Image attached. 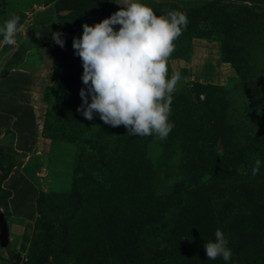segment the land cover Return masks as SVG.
Masks as SVG:
<instances>
[{
  "label": "rangeland",
  "instance_id": "1",
  "mask_svg": "<svg viewBox=\"0 0 264 264\" xmlns=\"http://www.w3.org/2000/svg\"><path fill=\"white\" fill-rule=\"evenodd\" d=\"M212 1L145 0L155 5L154 11L159 4L187 10ZM217 1L264 9V0ZM120 7L113 0H0V23L13 13L20 17L16 42L0 44V212L9 232L8 245L0 246V264H74L77 229L73 226L86 222L89 204L123 202L109 198L126 190L124 195L128 190L131 195L137 192L138 203L147 202L149 188L157 198L176 188L177 204H187L191 190L200 183L208 186V198L198 197L195 206H208L211 216L195 218V222L212 223L205 233L209 240L215 239L220 228L232 249L229 261L220 256L211 260L241 264L234 246L242 237L257 236L264 249L261 53L250 49L261 71L249 70L242 88L241 78L221 56L215 37L191 38L185 56L167 60L169 74L181 73L172 94L173 128L164 139L130 136L135 147L119 154L128 135L125 126L109 124L113 136L105 139L98 113L89 120L77 111L82 98L74 84L78 77L72 71L77 63L72 40L81 35L84 22H98ZM55 31L61 33L63 47L55 43ZM249 84L256 85V90L250 92ZM221 157L235 164L219 170ZM256 158L262 164L253 175ZM124 168H133L136 174L125 178ZM115 170L120 171L116 176ZM244 222L251 223L252 232L237 230ZM166 227L163 222V232ZM89 237L88 248H98L100 238L95 233ZM101 260L109 264L113 259Z\"/></svg>",
  "mask_w": 264,
  "mask_h": 264
},
{
  "label": "trees",
  "instance_id": "2",
  "mask_svg": "<svg viewBox=\"0 0 264 264\" xmlns=\"http://www.w3.org/2000/svg\"><path fill=\"white\" fill-rule=\"evenodd\" d=\"M154 7L152 8L154 9ZM224 7H228V9L222 10ZM168 9L177 8L174 5H170V7L164 5L163 7L159 4L155 11L163 13ZM76 11L77 14L80 12L78 8ZM183 11L187 14L188 23L174 41L175 48L170 54L172 56L170 58L185 56L190 50L191 38L212 35L219 42L221 56L231 62L241 78L240 86L244 88L248 81L249 70L253 71L259 68V61L252 59L250 49L255 47L261 53V59L264 60V9L248 7L245 4L229 6L215 0L201 6L189 7ZM75 57H77V63L72 71L73 76H77L78 79L74 78L77 80L74 84L81 89L86 87L81 79L82 60L78 55ZM261 70L264 75V68ZM255 79L257 78L255 77ZM249 88L251 92V90H256L257 86L255 85L253 88L249 84ZM254 93L256 94V91ZM99 121L100 125H104L101 137L110 139L113 136V127L108 128L109 124L101 118ZM129 137V135L123 137L124 141L120 144L119 154H126L135 147L131 145ZM259 139H264V136ZM116 151L115 149L114 152ZM131 153L133 152L131 151ZM130 155H134V153ZM224 159L221 157L218 159L219 162L217 161L219 170H222V165L228 168L231 164H235L232 161L224 162ZM117 170H115V176L117 172L120 173ZM121 172L126 174L125 178H131L136 174L133 172V168H124ZM191 191L192 194H189L186 199L187 204H177L180 202L177 200L180 195L176 188L164 198L154 197L149 188V193L145 195L148 197V201L143 203L137 201L139 193L135 192L131 195L128 190L126 195H124L125 192L114 193L109 198L113 201H122L123 199V202L89 204L90 208L85 211L88 216L86 222H79L73 226L77 229L73 236L75 241L73 255H76L74 264H103L101 259H104L105 256L112 257L113 260L109 264H211V262L219 264L208 259L203 247L204 242L211 238L205 233L212 229V223L205 221V224L201 225L195 222V218L206 220L211 216L208 206H195L197 202L195 199L198 197L208 198L209 188L200 183ZM124 198L130 199L129 202L124 201ZM179 206L182 207L178 208ZM178 209L179 211L176 213ZM93 210L95 211L93 212ZM163 222L168 225L164 232L162 231ZM250 225L251 223L244 222L243 226L238 227L237 230L242 229L248 234L252 232ZM86 230H88L87 233H85ZM185 230L187 231L185 232ZM91 233H95L97 239L100 238L98 248H88ZM161 240L169 245H165ZM261 244L260 238L255 235L250 238L242 237L238 240L234 248L239 254L238 258L241 264H264V249ZM260 247L262 249H259ZM95 259L96 262H94Z\"/></svg>",
  "mask_w": 264,
  "mask_h": 264
},
{
  "label": "clouds",
  "instance_id": "3",
  "mask_svg": "<svg viewBox=\"0 0 264 264\" xmlns=\"http://www.w3.org/2000/svg\"><path fill=\"white\" fill-rule=\"evenodd\" d=\"M113 2L121 7L94 24L84 22L81 35L72 40L86 86L79 91L82 102L77 111L89 120L98 113L105 123L123 124L129 136L164 139L174 126L169 119L172 94L181 79L179 71L169 74L167 60L187 26V14L181 9L158 14L145 0ZM19 21L13 13L0 23V44L16 42ZM52 36L64 46L59 31ZM261 164L256 158L253 175ZM214 237L203 245L208 259L220 256L229 261L232 249L223 231L217 228Z\"/></svg>",
  "mask_w": 264,
  "mask_h": 264
},
{
  "label": "water",
  "instance_id": "4",
  "mask_svg": "<svg viewBox=\"0 0 264 264\" xmlns=\"http://www.w3.org/2000/svg\"><path fill=\"white\" fill-rule=\"evenodd\" d=\"M9 232L6 219L4 215L0 212V246L6 247L9 242ZM20 260V257L17 258V261Z\"/></svg>",
  "mask_w": 264,
  "mask_h": 264
}]
</instances>
